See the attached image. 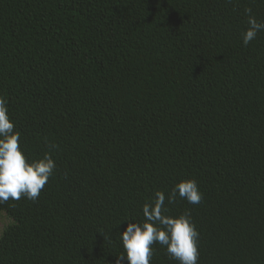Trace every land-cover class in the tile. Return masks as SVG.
Masks as SVG:
<instances>
[{
    "label": "trees",
    "instance_id": "1",
    "mask_svg": "<svg viewBox=\"0 0 264 264\" xmlns=\"http://www.w3.org/2000/svg\"><path fill=\"white\" fill-rule=\"evenodd\" d=\"M246 9L264 21V0H0V97L26 159L56 163L35 202H0V264H115L125 220L186 179L201 202L165 207L190 211L197 264H264V31L243 45Z\"/></svg>",
    "mask_w": 264,
    "mask_h": 264
},
{
    "label": "clouds",
    "instance_id": "2",
    "mask_svg": "<svg viewBox=\"0 0 264 264\" xmlns=\"http://www.w3.org/2000/svg\"><path fill=\"white\" fill-rule=\"evenodd\" d=\"M231 2V0H229ZM248 15L247 29L241 33L244 46L250 44L259 32L264 31V21H258ZM20 133L14 130V123L8 114L6 100L0 97V202L20 200L22 197L35 202L49 178L56 169L52 156L46 153L42 158L28 161L20 143ZM48 146L57 145L48 141ZM177 196L189 204L197 205L203 199L194 179L182 180L174 185L167 194L155 192L153 198L142 207V222L128 221L120 233L123 253L117 255L115 264H150L153 256V244L166 248L170 259L178 264H197L199 251V232L191 220L190 211L178 216L167 214L165 200L174 203Z\"/></svg>",
    "mask_w": 264,
    "mask_h": 264
}]
</instances>
